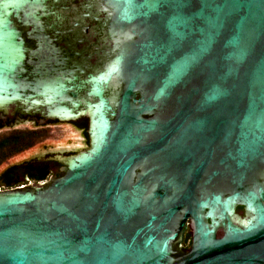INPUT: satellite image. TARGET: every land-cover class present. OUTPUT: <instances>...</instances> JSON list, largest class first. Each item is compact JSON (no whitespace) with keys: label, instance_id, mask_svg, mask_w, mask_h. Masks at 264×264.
I'll return each mask as SVG.
<instances>
[{"label":"water","instance_id":"95a60500","mask_svg":"<svg viewBox=\"0 0 264 264\" xmlns=\"http://www.w3.org/2000/svg\"><path fill=\"white\" fill-rule=\"evenodd\" d=\"M29 1L0 0V111L87 117L89 148L26 153L81 151L0 191V264H264V0H101L118 49L85 76L18 40Z\"/></svg>","mask_w":264,"mask_h":264},{"label":"flooded vegetation","instance_id":"af4514ba","mask_svg":"<svg viewBox=\"0 0 264 264\" xmlns=\"http://www.w3.org/2000/svg\"><path fill=\"white\" fill-rule=\"evenodd\" d=\"M107 14L101 0L29 1L18 12V40L29 50H40L41 54L54 58L44 68H68L85 76L92 68H103L108 57L118 49L109 31ZM39 62V59H28L22 68H41ZM118 90L119 87L111 88L108 95ZM83 95L80 92L79 96ZM62 125H69L80 133L86 146L84 151L89 148L87 117L72 122L48 120L44 113H26L18 104L0 111V191L24 189L65 174V167L57 158L71 157L81 151L55 152L43 145L41 150L26 154L44 143L46 133ZM235 212L244 216L241 207ZM222 235L223 231L218 230L217 238ZM191 244L187 227L180 255L187 253Z\"/></svg>","mask_w":264,"mask_h":264},{"label":"rangeland","instance_id":"374dc122","mask_svg":"<svg viewBox=\"0 0 264 264\" xmlns=\"http://www.w3.org/2000/svg\"><path fill=\"white\" fill-rule=\"evenodd\" d=\"M45 139L46 140L44 141V143L60 142L67 140L80 141L79 133L65 125H62L61 128H54L53 132L46 133Z\"/></svg>","mask_w":264,"mask_h":264},{"label":"built area","instance_id":"2783aa9c","mask_svg":"<svg viewBox=\"0 0 264 264\" xmlns=\"http://www.w3.org/2000/svg\"><path fill=\"white\" fill-rule=\"evenodd\" d=\"M20 188H23V186H22V187H20Z\"/></svg>","mask_w":264,"mask_h":264}]
</instances>
